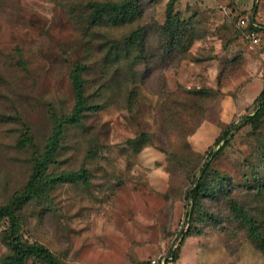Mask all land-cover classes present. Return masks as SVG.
Segmentation results:
<instances>
[{"label": "rangeland", "instance_id": "rangeland-1", "mask_svg": "<svg viewBox=\"0 0 264 264\" xmlns=\"http://www.w3.org/2000/svg\"><path fill=\"white\" fill-rule=\"evenodd\" d=\"M94 1L109 0H0V205L24 189L51 136L52 112L72 110L71 71L83 63L96 109L65 128L48 170L83 166L89 182L57 184L25 204L23 239L66 264H144L186 231L172 264H264L232 211L241 207L264 235V121L240 126L221 150L224 140L215 144L255 112L264 88V0H179L194 39L168 57L157 33L143 54L124 45L136 28L164 22L168 0H141L132 24L90 28ZM240 16L259 23L258 43L237 26ZM111 46L115 63L106 59ZM208 163L206 186L219 191L195 203L186 193ZM7 227L2 220L0 257Z\"/></svg>", "mask_w": 264, "mask_h": 264}, {"label": "trees", "instance_id": "trees-1", "mask_svg": "<svg viewBox=\"0 0 264 264\" xmlns=\"http://www.w3.org/2000/svg\"><path fill=\"white\" fill-rule=\"evenodd\" d=\"M179 0H168L165 8V20L162 24H154L153 26H141L133 30L128 36L125 46L126 51L129 49L136 50L139 54L145 52L148 38L151 33H157L161 40L162 56H173L174 54H184L193 41L191 29L187 21L182 17L175 6ZM89 13L87 14V26L96 28L101 25L118 27L132 24L143 15L144 6L141 0H119V1H94L89 4ZM256 24L258 22L254 20ZM245 31L249 29L261 31V27H254L251 22L247 26L241 27ZM115 48V50H114ZM21 54V51L17 49ZM117 47L111 46L108 50L106 59L115 63L119 57ZM24 66V65H23ZM87 66L83 63H77L71 71L72 89L74 95V105L69 113L56 114L52 112L53 128L43 153L34 158V166L32 173L22 191L15 192L11 198L4 204L0 205V222L7 221V229L3 232V241L7 246L8 252L0 257V264H24L29 258H34L43 264H66L44 244L39 242H30L23 239L20 234L21 229V209L29 201L48 195L49 190L60 183H77L89 182L88 171L82 166L77 170H63L59 173H49V166L54 161V156L60 147V143L68 125H77L83 122L84 115L89 110H95L96 106L88 102L85 93L84 74ZM255 112L249 116H244L240 125L231 123L225 127L215 140V144H219L220 150L227 145L229 138L240 126L249 125L252 129H257L262 121H264V88L256 96ZM1 118H6L0 115ZM142 141L148 142V135L142 134ZM25 140L18 143L21 147ZM211 171V165L208 163L202 170L201 175L195 179L196 185L186 193L187 199L192 198L196 203L201 197H216L218 189L206 186V180ZM217 177L219 176L216 173ZM223 182V178L219 179V184ZM234 216L244 222L250 238L257 243L259 249L264 253V235L258 229V222L241 207L234 204L232 207ZM183 231L178 236V243L173 250V257L167 264L176 262L178 257V249L185 239ZM171 253V249L167 254ZM148 264V260L144 262Z\"/></svg>", "mask_w": 264, "mask_h": 264}, {"label": "built area", "instance_id": "built-area-1", "mask_svg": "<svg viewBox=\"0 0 264 264\" xmlns=\"http://www.w3.org/2000/svg\"><path fill=\"white\" fill-rule=\"evenodd\" d=\"M249 22H251L254 27H259V25L256 24L253 19L249 20L247 16H240L236 19V24L238 27H245ZM245 35L252 43H258L259 36L256 30L249 29L245 31ZM175 247L176 245L171 248L170 254H159L156 257L148 259V264H167V262L170 261L173 257V250Z\"/></svg>", "mask_w": 264, "mask_h": 264}]
</instances>
